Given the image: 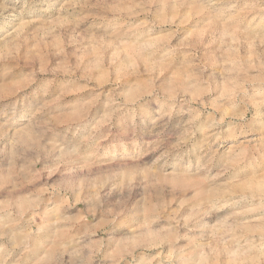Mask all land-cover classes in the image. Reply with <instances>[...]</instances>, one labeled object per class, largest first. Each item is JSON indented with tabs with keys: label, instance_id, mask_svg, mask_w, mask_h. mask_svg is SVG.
Returning <instances> with one entry per match:
<instances>
[{
	"label": "rangeland",
	"instance_id": "1",
	"mask_svg": "<svg viewBox=\"0 0 264 264\" xmlns=\"http://www.w3.org/2000/svg\"><path fill=\"white\" fill-rule=\"evenodd\" d=\"M0 264H264V0H0Z\"/></svg>",
	"mask_w": 264,
	"mask_h": 264
}]
</instances>
